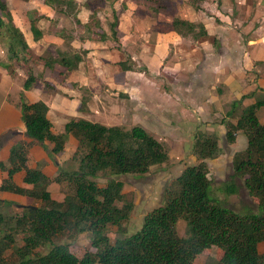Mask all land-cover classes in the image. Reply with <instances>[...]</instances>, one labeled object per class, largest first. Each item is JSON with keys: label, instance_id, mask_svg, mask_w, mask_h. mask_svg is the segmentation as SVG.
<instances>
[{"label": "rangeland", "instance_id": "1", "mask_svg": "<svg viewBox=\"0 0 264 264\" xmlns=\"http://www.w3.org/2000/svg\"><path fill=\"white\" fill-rule=\"evenodd\" d=\"M2 1L7 4L14 24L24 33L35 56L34 59L19 56L18 61L9 62L11 37L4 30L0 32V134L13 126L23 130L20 126L21 103L45 97L52 102L50 111L55 130H62L63 123L74 118L126 131L138 125L158 140L169 156L165 164L151 167L145 175L111 176L106 172L90 179L99 187L110 177L121 180L125 198L132 199L134 204L128 221L120 229L108 225L104 230L103 234L111 243L133 235L140 229L145 215L165 204V189L187 166L197 163L193 146L200 135L218 139L217 156L207 160L208 196L241 215L257 213L256 201L232 172L233 156L246 149L247 140L239 133L238 140L229 144L225 139L227 120L224 124L223 121L227 111H231V100L227 98L233 88H225L229 80L235 81V95L242 94L238 113L246 101H264V81H261L264 57L258 52L253 58V51L250 53L248 49L252 44L264 47V0H158L160 4L143 0ZM113 18L118 22L115 39L109 37V23ZM174 20L194 24V33L186 34L185 30L177 33ZM31 21L36 22L41 33L39 43L33 42L30 36ZM203 21L208 37H193L199 27L204 26ZM97 29L101 34L105 33L106 39L101 37L103 34L94 33ZM48 35L58 38L60 45L51 39L45 41L43 38ZM91 40L94 43L88 47L85 42ZM165 41L168 47L159 45L154 49L156 43ZM84 49L88 51L82 54ZM62 50L81 53L83 62L75 71L58 75V70L49 71L43 64L45 58L54 57ZM119 62L130 67L132 73L124 74ZM227 62L230 64L225 65ZM31 76L36 81L25 90L23 84ZM123 77L125 83L121 82ZM147 79L159 89L158 93L150 92ZM137 81L140 87L145 86L140 98L146 102L144 106L148 104L146 108L137 104L138 95L133 90ZM197 82L206 89V95L197 97L200 109L189 111L179 103L183 105L186 99L183 89L191 88ZM249 87L255 88L254 92ZM117 89L125 92L121 93L124 98L118 95ZM122 103L124 106L120 107ZM122 107H125L124 112H121ZM258 119L264 124V105L258 110ZM230 120L235 121L236 117L232 116ZM21 138L30 143L29 167L42 173L46 171L51 180L61 171H76L84 153L77 149L75 140L71 139L70 143L69 137L63 151L56 154H50L49 144L42 147L24 136ZM15 143L3 146L0 142V163L7 165L5 157ZM22 176L23 173L15 175L13 181L28 188L22 182ZM5 178V172L0 169V184ZM230 188L235 189V193L230 194L227 191ZM48 190L56 201L74 193L72 184L65 181L52 180ZM17 205L43 207L39 201L0 191L1 214L11 216L18 211ZM116 205L121 207L122 202ZM8 227H2L0 238L11 233L13 248L20 247L22 234L9 232ZM177 233L181 238L188 237L184 221L178 222ZM54 242L67 245L78 258L87 251L95 252L87 233L59 235ZM13 248L4 254L11 263L14 262L11 258ZM48 249L44 247L38 251L45 254ZM258 250L260 254L264 253V243L259 244ZM221 255L219 250H206L196 257L195 264H215Z\"/></svg>", "mask_w": 264, "mask_h": 264}, {"label": "trees", "instance_id": "2", "mask_svg": "<svg viewBox=\"0 0 264 264\" xmlns=\"http://www.w3.org/2000/svg\"><path fill=\"white\" fill-rule=\"evenodd\" d=\"M143 1L160 4L158 0ZM117 24L116 18L109 23V37L113 39ZM173 26L179 34L183 30L192 34L195 29L194 24L181 20H174ZM199 28L193 37L207 38L204 27ZM3 30L11 37L9 62L18 61L19 56L24 55L34 59L35 55L14 24L7 4L0 0V32ZM94 33L103 34V39L106 37L98 29ZM30 35L33 41L41 36L35 21L30 23ZM87 51L84 49L82 54ZM82 54L57 52L54 57L45 58L43 65L49 71L58 70V75L67 74L83 62ZM118 64L124 72L130 70L123 62ZM35 81L33 76L28 78L23 84L24 89L29 90ZM240 102L231 103L228 117L237 116L233 110ZM263 104L262 100L247 106L235 121L227 120L225 127V139L229 144L235 143L239 133L247 140L246 149L233 156L232 172L256 201L257 213L241 215L208 196L207 160L217 156L218 139L200 135L193 146L197 163L187 166L165 189V204L145 215L140 229L133 235L111 243L103 234L104 230L108 225L120 229L128 221L134 204L132 199L125 198L121 180L110 177L99 187L90 179L106 172L111 176L145 175L151 167L169 160L162 144L140 126L126 131L78 118L67 122L62 133H55L45 102H22L20 114L26 139L42 147L49 144L50 154H56L63 151L66 139L71 137L78 143L77 149L84 153L76 171H61L52 179L71 183L74 191L73 195L56 201L48 190L52 180L28 166L30 143L16 140L9 150L7 165L0 163V169L6 173L0 191L39 201L43 207H18L11 216L0 213L1 231L3 226L9 225V232L22 234V245L13 248L12 234L3 233L0 264H195L198 255L212 249L222 252L215 264H264V253L260 254L258 250L259 244L264 243V124L257 117V110ZM19 173H23L22 182L28 188L13 181ZM227 191L235 193L232 188ZM118 202H122L121 207L116 205ZM179 221L185 222L187 238H181L177 233ZM11 223L13 226L10 227ZM84 233L90 234L95 252L87 251L81 258L71 253L67 245L54 242L59 235ZM44 247H48V251L40 254L38 250ZM9 248H13V263L4 255Z\"/></svg>", "mask_w": 264, "mask_h": 264}, {"label": "crops", "instance_id": "3", "mask_svg": "<svg viewBox=\"0 0 264 264\" xmlns=\"http://www.w3.org/2000/svg\"><path fill=\"white\" fill-rule=\"evenodd\" d=\"M206 22L205 21H203V23L202 24H204V29L207 31V25L205 24ZM29 30H30V27H29ZM116 32H117V28H116ZM23 35H24V33H23ZM31 36V35H30ZM116 37H117V35H116ZM41 38H39L38 40H36V41H33V39H32V41L33 42H38L39 43V40H40ZM45 41H47L48 39H51V40H54V41H56L57 42V46H59L60 45V41H59V39L58 38H56L54 35H48V36H45L44 38H43ZM105 39H106V37H105ZM48 42V41H47ZM110 42V41H109ZM86 44H88L87 46L89 47V46H92V44L94 43V40H91L90 42H85ZM27 44H28V42H27ZM159 45H163V46H167L168 47V43L165 41V42H163V43H156L155 45H154V49H157V47L159 46ZM28 46H29V44H28ZM92 48V47H91ZM248 49H250V53L253 51V58L257 55V53L258 52H260L262 55H263V57H264V47L262 48V47H259V46H256V47H254L253 46V44L252 45H248ZM88 50V49H87ZM60 52H66V51H60ZM261 55V56H262ZM248 57H250V59L252 58L251 56H248ZM159 64H160V67H161V61L159 60ZM222 63V62H221ZM230 64V62H227V63H225V65H229ZM221 65V64H220ZM128 72H130V73H132L130 70L129 71H127V72H124V74H126V73H128ZM125 76V75H124ZM128 76V75H127ZM199 77V76H198ZM263 77V79L261 80V81H264V75L262 76ZM197 78V77H196ZM121 82L123 83H125L126 82V79L124 80V77L123 78H121ZM149 82V80L147 79V83ZM198 82H200V81H198ZM195 83L194 84V86H192L191 85V88H186V89H183L184 90V92H185V97H186V99H184L185 101H183V105H181V103H179L180 104V106H185L186 107V109L187 110H189V111H193V109H200L199 108V103H200V100H199V98H197L198 96H201L202 98H204L205 97V95H206V89L205 88H203L202 87V85H200L199 83ZM188 83H189V81H188ZM188 83H186V84H188ZM234 83H235V81L234 80H229L226 84L227 85H225V88H227V89H231V87L233 88V89H231V92H230V94H229V96H228V100H231V102H230V104H229V106L231 105V103H233L234 101H240V97H242V94L241 93H239V94H241V95H239V97H237L235 94L237 93V87H235V86H233L234 85ZM148 85H149V90H150V92L151 93H154V94H156V93H158V88L157 87H155V86H152V83H148ZM189 85V84H188ZM144 87L145 86H143V87H140L139 86V81H137L136 82V84L134 85V92H137L136 94L138 95V99H139V102L137 103L139 106L142 104V107H144V108H146V106L148 105V104H146L145 106H144V104L146 103L144 100H142L141 98H140V96H141V94L143 93L142 91H143V89H144ZM250 88V90H252V92H254V89L255 88H252V87H249ZM147 89V88H146ZM146 91H148V90H146ZM117 92H118V95L120 94V96L122 95L121 93H125L124 91H120V90H118L117 89ZM41 97H44V96H41ZM122 97L124 98L125 96L124 95H122ZM37 100H41V101H43V102H45L46 104H47V106H48V119L50 120V122L52 123V125L54 126V124H53V121H52V115H51V111H50V104H52V102L50 103L49 102V100H46L45 99V97L44 98H42V99H37ZM37 100H32V102H35V101H37ZM188 100H190L191 101V103L188 101ZM121 101H123V100H121ZM120 101V102H121ZM262 101V100H261ZM32 102H29V103H32ZM149 102V101H148ZM255 103V101H253V100H251V101H249L248 103H247V101L246 102H244L243 104H242V111H243V109H245L247 106H249V105H251V104H254ZM59 105H60V103H59ZM264 105V104H263ZM262 105V106H263ZM121 106H124V104L122 103V105H120V107ZM200 107H201V105H200ZM101 108H102V110H104V105H102L101 106ZM123 108H125V107H122L121 109V112H124V110H123ZM261 108V107H260ZM259 108V109H260ZM143 109V108H142ZM258 109V110H259ZM258 110H257V117H258ZM241 111V112H242ZM153 112V111H152ZM185 112V111H184ZM227 112H229V111H227ZM234 112L235 113H238V109H237V107H236V109L233 111V114H234ZM240 112V113H241ZM240 113H238V114H236L237 116L240 114ZM227 114V113H226ZM123 115V114H122ZM73 116H75V114H73ZM237 116H235L236 118H237ZM230 117H232V116H229L228 117V115H227V117L225 116L224 117V121H223V124L225 123V121L226 120H230ZM74 119H77V118H74ZM78 119H83V120H86V119H84V118H78ZM70 120H68V121H66L65 123H63V126H62V130H55V128H53V131L55 132V133H62L63 132V127H64V125L67 123V122H69ZM87 121V120H86ZM20 126H23V124H20ZM134 126H138V125H134ZM140 127H142V126H140ZM143 128V127H142ZM9 129H17V130H19V131H21L23 134L22 135H20V136H17V137H15L14 139H12V140H10V141H8V142H3L2 140H0V142L3 144V146H5V145H8L10 142H14V141H16V140H18V139H22L21 138V136H23L24 135V126H23V130H21V129H19V128H17L16 126H13V128H9ZM9 129H7L6 131H8ZM144 129V128H143ZM145 130V129H144ZM6 131H4L3 133H1L0 134V136L2 135V134H4ZM146 131V130H145ZM147 132V131H146ZM70 139H69V141H70V143H71V137H69ZM74 140V139H73ZM236 140H238V136L236 137ZM65 148V147H64ZM8 155H9V151L7 152V155H6V160H7V158H8ZM29 166V165H28ZM31 168V167H30ZM46 172V171H45ZM45 172H43V174H45ZM6 174V173H5ZM46 175V174H45ZM17 184V183H16ZM18 185V184H17ZM9 194V193H8ZM9 195H12V194H9ZM12 196H16V195H12ZM20 197V196H19ZM5 200V199H4ZM9 201V200H8ZM18 206V205H17Z\"/></svg>", "mask_w": 264, "mask_h": 264}, {"label": "water", "instance_id": "4", "mask_svg": "<svg viewBox=\"0 0 264 264\" xmlns=\"http://www.w3.org/2000/svg\"><path fill=\"white\" fill-rule=\"evenodd\" d=\"M23 133L17 129H9L8 131H6L4 134H2L0 136V140H2L3 142H8L12 139H14L17 136L22 135ZM18 207L22 208V207H26V206H22V205H18Z\"/></svg>", "mask_w": 264, "mask_h": 264}]
</instances>
